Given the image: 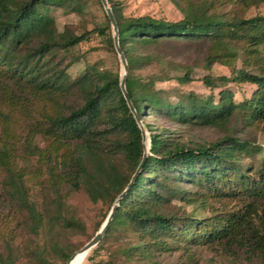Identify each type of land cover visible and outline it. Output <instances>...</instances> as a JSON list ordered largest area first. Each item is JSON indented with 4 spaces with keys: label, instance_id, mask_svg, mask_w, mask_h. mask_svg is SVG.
<instances>
[{
    "label": "trees",
    "instance_id": "1",
    "mask_svg": "<svg viewBox=\"0 0 264 264\" xmlns=\"http://www.w3.org/2000/svg\"><path fill=\"white\" fill-rule=\"evenodd\" d=\"M96 2L101 5L99 0ZM107 4L116 22L118 45L127 65L124 88L146 132L148 154L133 184L119 201L97 248L110 230L124 223L151 240L159 236L174 237L195 222L189 221V217L158 211L156 207H167L174 197L185 205L197 204L198 200L204 201L205 194L219 193L220 186H234L232 192L243 202L242 206L210 239L223 242L225 247L243 250L244 260L249 264L257 260L264 262V161L254 181L236 164L239 157L235 153L236 149L245 147L239 130L264 123V56H260L261 50L264 52V16L199 23L195 16L187 15L181 21L171 22L150 16L124 18L111 0H107ZM50 6H65L69 13H80L75 0H0V82L5 85L0 87V92L6 89L10 106L5 115L0 110V167L5 171L10 191L29 214L34 209L26 197L21 175L13 169L14 159H8L9 148L12 153L19 142L12 128L16 122L13 114L28 113L25 93L52 104L50 109L55 115L44 113L49 125L45 136L62 140V146L73 145L71 152L59 157V164L64 166L69 187L82 188L91 202H114L135 172L143 149L140 131L121 95L117 73L103 71L83 76L73 84L78 92L72 104L63 111L55 105L58 103L56 95L65 96L69 84L65 76L68 64L58 68V62L54 63L53 59L57 52H68L76 46L82 35L57 33L48 14ZM105 32H108L109 50L115 52L104 14V26L97 29V33L104 35ZM202 39L210 42L205 68L213 63L230 65L233 56L229 57V49L239 52L240 67L231 70L230 79L221 77L220 80L253 86L248 99L234 104L230 101L231 94L221 90L216 104L210 97L202 101L191 94L180 95L171 104L163 100V91L152 87L154 82L170 80L168 73L151 75L142 83L132 76L134 69L153 63L160 46ZM155 61L167 66L169 60ZM169 65L175 71L184 69L180 63ZM250 68L254 72L248 71ZM2 78H7L13 84L12 89L22 97L10 94L9 83L1 81ZM174 79L179 84L191 81L186 70ZM201 82L207 88L214 86L209 77ZM85 84H88L86 88ZM152 113L170 124L212 129L218 132L217 137L186 144L145 122ZM31 132L39 133L38 127L26 126L22 144L27 142ZM195 181L196 187L203 188L200 191L204 193H193L181 187ZM72 225L71 221L66 224L67 227ZM122 252L127 256L129 250ZM0 264L7 262L0 258Z\"/></svg>",
    "mask_w": 264,
    "mask_h": 264
},
{
    "label": "rangeland",
    "instance_id": "2",
    "mask_svg": "<svg viewBox=\"0 0 264 264\" xmlns=\"http://www.w3.org/2000/svg\"><path fill=\"white\" fill-rule=\"evenodd\" d=\"M111 1L124 18L150 16L178 22L190 15L195 16L199 23H220L264 16V0H250L249 3L246 0ZM75 2L80 6V13H69L65 6L48 8L57 33L66 31L82 35V40L76 46L68 52H57L53 59L54 63L58 62V68L68 64L65 68L68 93L63 97L56 95L55 99L58 102L55 105L59 106L60 111L66 110L74 101L78 92V88L73 85L76 80L96 72L106 71L119 76L122 72L116 53L109 50L108 32L104 35L97 33V29L104 26L101 5L96 0ZM209 48L210 42L206 39L165 44L157 48L151 65L134 69L132 76L142 83L151 75L168 73L170 80L154 82L152 87L153 90L163 91V100L171 104L184 94H191L202 101L210 97L216 104L219 99L218 92L221 90H227L231 94L230 101L234 104L248 99L254 91L253 86L220 80L221 77L230 79L231 70L240 67L242 57L239 52L229 49V57L233 56L230 65L213 63L205 68ZM260 56H264L262 50ZM155 59H163L165 62L169 60L168 65L162 62L158 64ZM169 63H180L184 69L175 71L170 68ZM185 70L191 81L179 84L174 78L182 76ZM248 71L254 72L253 68ZM3 72L4 70L1 73ZM205 77L211 79L213 87L204 86L201 80ZM1 81L9 83L8 92L12 90L10 94L22 97L12 89L13 84L7 78H2ZM0 83L3 84L0 87L5 86L3 82ZM85 85L84 88L88 86ZM26 96L28 113L13 114V119L16 120L14 124L17 125H12V128L14 127L19 142L12 153V148H9L8 159H14L13 169L21 175L26 197L34 210L29 214L19 204L6 184L5 171L0 167V258L6 260L7 264H66L69 257L98 231L113 203L109 204L107 200L91 202L82 188L73 190L69 187L64 166L59 164V157L71 152L73 145L62 146V140L55 141L52 136L46 138L49 125L44 113L55 115L54 110L50 109L52 104L41 102L40 97L25 93ZM7 97L8 93L3 89L0 92V110H3L4 115L10 109ZM159 117L152 113L151 118L145 119V122L156 126L159 132L163 130L164 135L181 139L186 144L210 141L218 134L209 128L170 124ZM27 125H36L39 133L31 132L27 142L22 144ZM239 131L245 147L235 150L239 157L236 164L256 181L264 161V123ZM147 142L145 132V144L148 148ZM195 183L196 181L181 187L193 193H204L200 191L203 188L196 187ZM235 183L238 184L239 181ZM234 189V186H220L219 193H207L204 201L198 200L197 204L185 205L179 198H171L167 207L156 208L158 211L189 217V221L195 223H190L186 230L171 238L159 236L151 240L134 232L131 225L124 223L110 230L99 243L100 247L97 248L96 245L91 248L78 264H249L244 260L243 250L228 248L223 242L217 243L210 239L214 231L242 206L243 202L232 192ZM68 221L73 225L67 227ZM123 250H129L127 256L123 254ZM251 264L264 262L257 260Z\"/></svg>",
    "mask_w": 264,
    "mask_h": 264
},
{
    "label": "water",
    "instance_id": "3",
    "mask_svg": "<svg viewBox=\"0 0 264 264\" xmlns=\"http://www.w3.org/2000/svg\"><path fill=\"white\" fill-rule=\"evenodd\" d=\"M100 4H101V7L104 11V14L109 22V25H110V29H111V33H112V44H113V48H114V51L118 57V60H119V63H120V66H121V74L119 76V89H120V92H121V95L126 103V106L129 110V112L131 113L139 131H140V136H141V143H142V146H143V149H142V156H141V160L135 170V172L133 173V175L131 176L128 184L126 185V187L123 189V191L115 198L114 202H113V205L111 206V209L105 219V221L103 222V224L100 226V228L98 229V231L94 234V236L88 241L86 242L77 252L73 253L69 259L67 260L66 264H69L70 260L73 258V256L76 254V253H85L87 254V252L93 248L94 246H96L98 244V242L100 241V239L103 237L112 217H113V214L115 212V210L117 209L118 207V204H119V201L123 198V196L126 194V192L129 190V188L131 187V185L133 184V181L135 180L136 176L138 175V173L140 172L141 168H142V165L144 164V161L146 159V156L148 154V148L145 144V132H144V129H143V126L141 124V122L139 121L132 105H131V102L128 98V95L126 93V90L124 88V83H125V79L127 77V65H126V61H125V58H124V55L122 53V51L120 50L119 48V45H118V34H117V26H116V22L113 18V15H112V12L110 10V8L108 7V4H107V0H99Z\"/></svg>",
    "mask_w": 264,
    "mask_h": 264
},
{
    "label": "bare ground",
    "instance_id": "4",
    "mask_svg": "<svg viewBox=\"0 0 264 264\" xmlns=\"http://www.w3.org/2000/svg\"><path fill=\"white\" fill-rule=\"evenodd\" d=\"M86 255L85 253H76L73 258L70 260L69 264H78L80 259Z\"/></svg>",
    "mask_w": 264,
    "mask_h": 264
}]
</instances>
